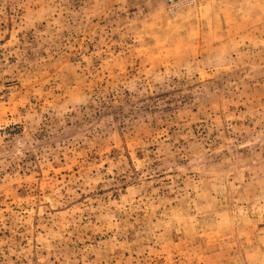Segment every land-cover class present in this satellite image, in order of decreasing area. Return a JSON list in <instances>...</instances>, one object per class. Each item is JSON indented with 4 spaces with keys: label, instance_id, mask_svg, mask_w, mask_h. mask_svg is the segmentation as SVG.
I'll return each instance as SVG.
<instances>
[{
    "label": "rangeland",
    "instance_id": "374dc122",
    "mask_svg": "<svg viewBox=\"0 0 264 264\" xmlns=\"http://www.w3.org/2000/svg\"><path fill=\"white\" fill-rule=\"evenodd\" d=\"M0 264H264V0H0Z\"/></svg>",
    "mask_w": 264,
    "mask_h": 264
},
{
    "label": "built area",
    "instance_id": "2783aa9c",
    "mask_svg": "<svg viewBox=\"0 0 264 264\" xmlns=\"http://www.w3.org/2000/svg\"><path fill=\"white\" fill-rule=\"evenodd\" d=\"M167 4V9L171 14H176L177 11L183 9L189 3L193 2L194 0H165Z\"/></svg>",
    "mask_w": 264,
    "mask_h": 264
}]
</instances>
